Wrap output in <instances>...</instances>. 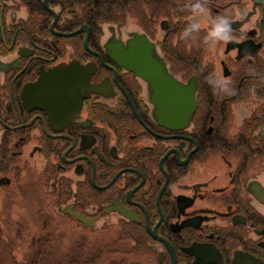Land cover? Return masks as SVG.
Segmentation results:
<instances>
[{
    "label": "flooded vegetation",
    "instance_id": "1",
    "mask_svg": "<svg viewBox=\"0 0 264 264\" xmlns=\"http://www.w3.org/2000/svg\"><path fill=\"white\" fill-rule=\"evenodd\" d=\"M0 160L140 264H264V0H0Z\"/></svg>",
    "mask_w": 264,
    "mask_h": 264
},
{
    "label": "trees",
    "instance_id": "2",
    "mask_svg": "<svg viewBox=\"0 0 264 264\" xmlns=\"http://www.w3.org/2000/svg\"><path fill=\"white\" fill-rule=\"evenodd\" d=\"M2 164L0 160V167ZM9 198L0 204V264H140L115 253V242L97 244L85 237L66 238L51 218L53 213H45L43 207L32 214L35 227L31 233L21 221L13 227V201Z\"/></svg>",
    "mask_w": 264,
    "mask_h": 264
},
{
    "label": "rangeland",
    "instance_id": "3",
    "mask_svg": "<svg viewBox=\"0 0 264 264\" xmlns=\"http://www.w3.org/2000/svg\"><path fill=\"white\" fill-rule=\"evenodd\" d=\"M10 175L12 177L10 178L11 180L9 183H7L6 185L0 184V204L3 200H5L7 196H9V199L13 201V204H11L12 209L14 210L13 214H11V222L13 227L15 226V222L21 221L23 222V224L28 226L29 233H31L35 227L32 214L36 209L43 207L44 209H42L45 213L50 212L54 214H52L51 218L53 219L57 228L61 232L65 233L66 238L77 239L79 237H85L89 239V242H96L97 244L108 242V236L96 238L94 234L85 232L87 231L86 228L80 227L74 222L63 218L58 214L57 210L56 212H54L51 207H48L44 190L39 182L33 178V175L31 173H28L27 171L25 173L13 172V175L12 173H10ZM18 186L20 188H23L22 192L19 191ZM119 245L120 244L112 245V247L115 246V248L117 249V251L115 252L117 254H121L118 251V248L120 247ZM15 256L20 257L17 252H15ZM127 260L131 259L127 258Z\"/></svg>",
    "mask_w": 264,
    "mask_h": 264
},
{
    "label": "clouds",
    "instance_id": "4",
    "mask_svg": "<svg viewBox=\"0 0 264 264\" xmlns=\"http://www.w3.org/2000/svg\"><path fill=\"white\" fill-rule=\"evenodd\" d=\"M195 9L200 10L201 5L196 4ZM241 15H243V13H241ZM197 29H199L198 24L191 25L189 28L185 29L181 38L187 37L191 31L197 30ZM206 39L213 40V41H223V42H228L232 40L233 39L232 29H231V25L228 22V20L223 17L217 19V21L214 23L212 27V30L208 33V36L206 37ZM209 83L213 84V86L221 92L230 93L231 91L228 87L231 82L228 80L209 79Z\"/></svg>",
    "mask_w": 264,
    "mask_h": 264
},
{
    "label": "water",
    "instance_id": "5",
    "mask_svg": "<svg viewBox=\"0 0 264 264\" xmlns=\"http://www.w3.org/2000/svg\"><path fill=\"white\" fill-rule=\"evenodd\" d=\"M118 59L120 60V62L123 64L125 62V59H127L124 55V52L123 50L121 51V53L118 55ZM136 73L138 75H143V72H141L140 68L137 67L135 69ZM160 73H157V75H159ZM158 77V76H157ZM181 90V88H180ZM10 181V179L8 177H5V176H0V184H7L8 182ZM71 213V212H70ZM72 216H74L77 220H81L83 221L84 223H89L84 217L80 216V215H77V214H74V213H71Z\"/></svg>",
    "mask_w": 264,
    "mask_h": 264
}]
</instances>
